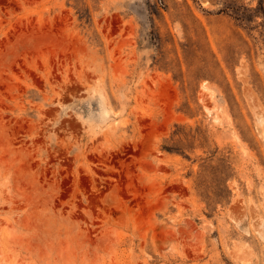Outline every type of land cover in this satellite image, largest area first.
Returning <instances> with one entry per match:
<instances>
[{"label":"rangeland","instance_id":"rangeland-1","mask_svg":"<svg viewBox=\"0 0 264 264\" xmlns=\"http://www.w3.org/2000/svg\"><path fill=\"white\" fill-rule=\"evenodd\" d=\"M0 264H264V0H0Z\"/></svg>","mask_w":264,"mask_h":264}]
</instances>
